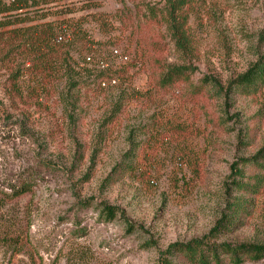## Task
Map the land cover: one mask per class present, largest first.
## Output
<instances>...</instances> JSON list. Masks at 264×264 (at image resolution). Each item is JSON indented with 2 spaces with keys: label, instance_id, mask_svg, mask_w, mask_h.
Returning a JSON list of instances; mask_svg holds the SVG:
<instances>
[{
  "label": "rangeland",
  "instance_id": "rangeland-1",
  "mask_svg": "<svg viewBox=\"0 0 264 264\" xmlns=\"http://www.w3.org/2000/svg\"><path fill=\"white\" fill-rule=\"evenodd\" d=\"M182 1L22 10L54 31L29 70L0 52V264H159L222 217L215 241L264 245V168L243 163L264 87L227 90L264 55V0Z\"/></svg>",
  "mask_w": 264,
  "mask_h": 264
},
{
  "label": "trees",
  "instance_id": "trees-1",
  "mask_svg": "<svg viewBox=\"0 0 264 264\" xmlns=\"http://www.w3.org/2000/svg\"><path fill=\"white\" fill-rule=\"evenodd\" d=\"M54 1L0 0V52L5 51L3 60L6 61V65L9 64L10 67L13 65L16 54L20 55L21 63L24 66L30 65L26 67V70L32 68L38 60L44 59L45 50L49 48V36L53 34L54 29L51 25L46 24L38 25L43 27L40 29L34 25L21 26L29 20L26 17V11L22 12V10L37 5L47 6L53 4ZM177 2L180 5L184 1L177 0ZM180 70L169 71L164 78L170 79L180 75L182 74ZM18 73L19 71L11 73L7 78L12 92H14L15 79L20 75ZM262 87H264V55L252 63L245 72L232 79L227 85V90L233 94L249 95ZM243 163L264 168V145L254 155L244 159ZM238 185L241 186L240 183ZM101 216L105 220H110L115 215L111 207H104L101 210ZM229 226L227 217H222L207 234L183 243L170 244L164 251V256L159 264H176L173 260H178L181 264H240L244 260L264 259V245L232 244L214 240L220 232L227 230Z\"/></svg>",
  "mask_w": 264,
  "mask_h": 264
},
{
  "label": "built area",
  "instance_id": "built-area-1",
  "mask_svg": "<svg viewBox=\"0 0 264 264\" xmlns=\"http://www.w3.org/2000/svg\"><path fill=\"white\" fill-rule=\"evenodd\" d=\"M58 40H60V38H58ZM114 54H115V55H119V54L117 53V51H114ZM119 56H121V55H119ZM123 58L126 59V57H123ZM86 60L89 61L90 59H89V58H86Z\"/></svg>",
  "mask_w": 264,
  "mask_h": 264
}]
</instances>
